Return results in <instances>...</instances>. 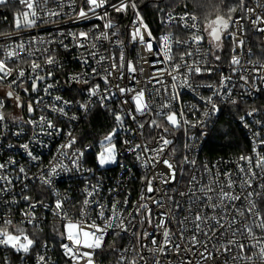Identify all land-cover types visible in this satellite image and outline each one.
<instances>
[{
  "label": "built area",
  "instance_id": "1",
  "mask_svg": "<svg viewBox=\"0 0 264 264\" xmlns=\"http://www.w3.org/2000/svg\"><path fill=\"white\" fill-rule=\"evenodd\" d=\"M111 3H116L117 0H110ZM60 3H63V8L59 7ZM258 5H264V0H246V8H253V13L241 12L240 15L234 19H239L241 16L244 19L241 21L242 27L232 24L229 29L222 34V48L217 51L214 48H210L207 40L202 43L199 48L200 52H195V47L192 46V57H185L189 63L193 60H200L202 67L212 69L211 75L205 73L203 75H195L190 78L194 87L197 85L211 84L215 88L220 87L221 74L224 76L231 75L232 79L228 82L227 88L221 89L222 95L227 92L228 88L232 90V98L236 99L237 104L233 105L227 102H221L219 98L216 102L219 107V111L211 113L208 117L203 115L205 110L203 103L199 100V96L188 88H179L177 91L180 93L179 101H172L173 108L177 111L184 109L187 119L196 123L197 120L203 123L197 127L189 128L187 125L180 129H171L170 133L166 134L168 139L172 140V144L161 153V156L168 159L173 163L176 170L175 179L170 182H165L167 173L170 171L163 164H156L155 167L143 168L135 158V155L127 151V147L122 143L124 140H130L131 145L135 144H147L150 147L157 146L158 129L149 128L145 125V128L137 131V124L130 118L125 117V125L131 131L120 130L115 137L117 145V164H112L106 167H99L96 163V156L101 151L99 139L97 141L80 144L77 137V131L82 126L88 117L95 109H98L109 116L110 113L96 104L91 109L87 116L79 109V102H85L88 99L87 92L82 91L90 87V84L73 83L69 80L70 76L80 74L91 81V83H99L101 89H103V81L99 77H93L91 69L97 68L100 75H104V69L108 68L112 63L111 60L106 59L99 66L89 57V52L92 49H81L73 46L74 42L72 37L67 35L68 33H79L80 31L88 32L94 29V26L99 25V28L95 29V33L101 31H108L110 35L109 41H98L97 46L99 49V55L119 57L121 48H123L125 60H131L136 64L137 72L135 74L136 80L139 83L133 81L131 74L124 71V80L120 81L123 85L135 87L137 90L144 89L146 99L153 105V107L159 106L166 102L170 95V82L171 78L165 73L162 78L165 80V84L169 86V92H164L163 89L159 94L155 92L156 88L161 86L155 84V82L149 84L147 81L153 75V68L150 67L148 61L154 59H163V56L154 57L151 53L147 52L142 45L138 42L133 43L130 39V32L132 31L133 20L135 19L131 9L125 13H116L111 7H107L109 18L117 26L116 29H104V20L97 19L95 16L89 14V18L82 19L77 18L81 8L85 11L88 9L86 0H75L74 4L69 6V0H49L47 8L55 9L60 12L59 16L47 17L49 21L44 23L38 21L37 27L24 29L17 33L15 28L13 17L17 12L23 11V6L19 5L16 0H10L8 6H0V29L2 33H10L7 38L0 36V44L5 46L20 42L25 43L26 48L34 53L32 58L26 57L25 51L21 50L17 52L19 60L36 59V62L41 63L47 71H52L53 75L46 78L44 81L39 82L38 91L33 92L31 90V81L23 85L22 88H15V92L20 96L23 107H16V101L9 99L5 101V108L2 110L5 113L7 119L4 122L5 126H0V163H6L9 160L16 161L15 165H9L6 173L12 179L13 183L11 191L0 197V224L3 219H11L15 226L23 227L30 238H33L35 243L29 254L24 255L22 253H16L10 248L0 246V264H36V257L38 255H45L49 264H72L68 257L63 253L60 247L61 243H69L67 240H62L57 233L63 231V224L59 217L53 215L50 208L54 207V203L57 199L56 193L60 194L61 198H66L64 203V209L68 212V215L74 220L79 219V212L82 206V201L86 196L84 189L87 187L91 190L90 186H96L98 193L94 199L104 203L107 207L117 201L121 202V207H125L124 216L127 217L128 213L134 214L132 224L126 233L122 232L119 236L112 234L111 232L105 238V247L103 250H98L97 255L94 257L96 264H118L121 256L126 257L127 261H135L136 264H264V256L259 255V248L252 247L248 241L246 234L242 235L237 232L234 237L238 242L246 245L244 252L240 253L239 249L235 246H231V252H224L221 245L227 244L229 239H232L231 231H227L228 223L236 215L233 209V202L225 201L224 207L216 208L213 210L207 206L206 198L200 191L201 188H207L210 186L209 182L214 181L211 185L215 189L214 192L209 193L214 198V202H217L216 192L219 191L217 187L218 183H226V173L232 174V179L236 182L233 189H227L226 191H233L235 194L240 195L241 199L234 202V204L244 209L247 207V201L244 199L248 192H253L252 200L256 201L258 209L264 210V189L260 187L264 184V174H261L259 168L253 167V171L257 174L256 178L252 180V185L249 188L247 185L241 188L242 181L244 180V174L239 172L238 164L247 167L245 161H241V156H253V165L255 164V157L252 151L254 147L253 133L259 132L261 138H264V83L259 80L255 81V84L260 91H255L251 87L253 70L259 68L264 64V34L256 32L251 24V20L255 19L256 15L264 16V7ZM103 9H98L97 12H103ZM173 15H187L195 16L189 12L175 11ZM41 15H43L41 13ZM144 19V18H143ZM165 14L160 19V29L157 32L152 31V36L156 38L153 43L155 50H159L161 44L159 37L171 33L172 54L179 58V54L188 50L185 46L175 44V40H187L191 34L190 29H182L179 23L168 24L166 22ZM191 23V21H189ZM196 23L203 30L200 20L197 18ZM238 37L245 41L243 48H237L235 53L232 49L235 47L232 38L228 36V32L237 31ZM118 29L117 36H111L112 31ZM63 34V35H62ZM206 35V33H205ZM119 39L122 41V45H118L115 41ZM145 39L148 37L145 35ZM54 40L55 43L49 44L47 41ZM63 40L64 44L68 45L66 51L60 46L59 41ZM41 41H44L43 43ZM229 43L227 48L226 43ZM44 49H48V53H44ZM39 50V51H38ZM58 61L57 65H44V56L47 54H53ZM220 56V60L216 61L214 56ZM207 54V55H206ZM238 55L241 61L239 66L231 65V56ZM83 58H88L89 63L87 65L82 63ZM15 66V65H12ZM24 68H28V64L21 65ZM158 67H168L167 65H158ZM233 67L237 68L236 72H232ZM143 72H140V69ZM245 72L249 73V84L244 85V82L240 79V76ZM115 76V74H114ZM15 77V73L12 79ZM53 84V88L49 91L51 96L45 95L43 89L45 85ZM240 85H244L240 87ZM24 88L28 91L25 92ZM115 91V89H113ZM8 91L5 84L4 87H0V97H3ZM213 89L208 87H198L197 92L200 96H208L212 94ZM251 92V95H249ZM61 96L64 100L71 101V105L66 107L68 116L73 114L80 117L79 120H69L67 117H62L58 113H53L47 107L53 103L55 96ZM42 98V102L37 105V101ZM96 98H93L95 101ZM122 99H130V96L113 98L110 103L112 109L119 112L121 107L127 111L132 107L131 103L121 105ZM31 103L34 108V112L29 114L27 112V105ZM59 104V102H57ZM195 105L199 111L195 114L192 113V106ZM256 111L253 115H247L248 112ZM41 115L47 116L48 119L53 120L57 124V127L64 129L67 132L69 129L73 130L76 135L78 143L75 148H84L88 145L91 147L85 152L84 158L81 161L82 169H91V171L76 172L75 170L70 173H61L60 175L53 177V183L51 186L43 185L37 179L41 172V169H47L49 162L53 156L57 155L56 149L59 144L64 143L67 139L66 136H47L37 135L36 139L41 140V144H37L33 140V127L28 124L14 122L12 117H23L26 121L28 119L38 120ZM243 117V121L241 120ZM112 118V128L115 127L114 118ZM156 118L155 113L151 116H137L139 122L148 121ZM222 121H230L234 128L244 137V142L239 144L236 149L235 155H217L211 156L208 153V142L212 137V134L217 130V125ZM260 121V123H256ZM245 124L248 127H245ZM20 132L19 136L14 135L16 132ZM39 132V128L36 129ZM143 132V135L140 133ZM29 144L30 149L34 155L41 158L40 166L37 167L27 156L24 149L20 147L21 144ZM47 144L48 147L43 145ZM190 147H185V145ZM261 154L264 155V147L259 149ZM71 153V150H69ZM185 157L189 161L194 160L195 164H191L185 161ZM65 164L70 165V161L65 159ZM23 166L27 173L28 179L16 180L15 177L20 175L18 168ZM153 179L152 187L153 192L148 193L146 191V183L148 179ZM195 177V180L192 178ZM218 177V180H217ZM27 185V188L24 187ZM256 193H260L259 196ZM22 195H28L31 197L30 201L22 199ZM141 196H144V200H141ZM15 199L17 203H11ZM127 199V206L123 205V202ZM156 201L160 203L157 204ZM29 203H35L36 208L33 211V215L36 220L29 224L24 216V213L28 211ZM139 203H147L151 209L153 216L151 223L146 221L141 224L143 219V210L139 213L135 211V207ZM43 205H48L49 208H45ZM99 209L95 204L89 209V215L92 219L96 218ZM202 212L206 216L216 215L224 228H220L215 221H209L207 226H202L203 231H197L194 223V217L197 212ZM165 216V223L171 233L170 243L163 252L156 251L155 249L162 245L163 229H156L155 225L157 220L160 219L162 214ZM107 215V213H106ZM188 218L187 220L185 218ZM252 217L247 213L245 217L239 218L238 223L242 226L245 222H251ZM97 223L101 221L97 220ZM127 223V220L125 221ZM38 225V227H37ZM236 226H233L235 230ZM119 231V230H117ZM254 231L257 235L260 234V229L255 228ZM149 235L145 236L144 233ZM207 232L209 236L214 232L215 237L211 240L208 236L204 235ZM37 233L45 234V239L37 237ZM135 233V236L133 235ZM196 235L201 244H192L190 237ZM47 238V239H46ZM152 239H156L157 244L151 243ZM178 244L180 250H174V245ZM203 244H206L209 251L212 252V258L205 260L200 253L204 252ZM47 245V247H44ZM127 249L128 251H125ZM220 249V251H217ZM240 255L243 259H233L234 256ZM251 257V260L247 259ZM83 264V262H81Z\"/></svg>",
  "mask_w": 264,
  "mask_h": 264
},
{
  "label": "snow or ice",
  "instance_id": "2",
  "mask_svg": "<svg viewBox=\"0 0 264 264\" xmlns=\"http://www.w3.org/2000/svg\"><path fill=\"white\" fill-rule=\"evenodd\" d=\"M19 5L23 6V11L17 12V14L13 17V22L17 33L23 31L24 29L37 27L38 21H43L44 23L49 22L47 17L59 16L60 12L55 9L47 8L49 0H16ZM10 0H0V6H8ZM75 0H69V6L74 4ZM86 4L88 5L87 11L84 8H81L77 18L87 19L89 18V14L95 16L97 19L104 20L103 24L104 29H116L117 26L113 23V21L109 18V13L107 12V7H111L112 10L116 13H127L129 9L132 10L135 19L133 20L132 31L130 32V39L133 43H139L144 47V49L151 53L154 57L163 56V59H154L152 61H148L150 67L153 68V75L148 79V83L151 84L155 82V84L160 85V88H156L155 92L159 94L163 89L164 92H169V86L165 84V80L162 76L166 73L167 76L171 78L170 82V95L166 102L162 103L159 106L153 107V105L146 99L145 90L140 89L137 90L135 87H130L123 85L120 81L124 80V71L131 74L133 81L139 83L136 80V72L137 67L136 64L131 60H125L123 48H121L120 55L118 58L115 56L105 57L99 55V49L97 46L98 41H109L110 35L108 31H101L99 33H95V29L99 28V25L94 26V29L85 32L80 31L79 33H68L67 35L72 37L75 47L81 49H92L89 52V57L95 62L96 65L102 64L106 59L112 61L108 68L104 69V75H100V72L97 68H92V76L99 77L100 80L103 81V89H101V85L99 83H91V81L84 76L77 74L69 77V80L73 83H83L90 84V87L87 89H83L82 91L87 92L88 99L85 102L77 101L79 105V109L83 112L85 116L91 111L96 104H99L101 108L106 109L110 115L114 118L115 127L104 136V138L99 141L101 151L97 153L96 163L99 167H105L110 164H117V145L115 142V137L117 136L120 130L131 131L125 125V117L130 118L134 123L137 124V131L145 128L147 124L149 128L158 129L159 133L156 137L157 146L150 147L147 144H135L131 145L130 140H124L122 143L127 147V151L132 152L135 155V158L138 162H140L141 167L149 168L155 167L156 164H163L170 171L167 173V178L165 182H170L175 179L176 170L173 166V163L168 159H165L161 156L169 145L172 144V140L167 138L166 134L170 133V128L180 129L187 125L189 128L197 127L202 124V121L197 120L196 123L191 122L187 119L185 115L184 109H179V111L175 110L172 105V101H179L180 93L177 91L179 88H188L199 96V100L203 103L205 110L203 111V115L208 117L211 113L218 112L220 109L216 102V99L219 98L221 102L231 103L233 105L237 104V100L232 98V90L228 88L227 92L222 95L221 89L227 88L228 82L231 81L232 76H224L221 74L220 79V87L215 88L211 84L206 85H197L196 87L190 81V78L195 75H203L205 73L211 75L212 69L201 66L200 60H193L191 63L185 59V57H192L193 51L191 50L192 46L195 47V52L199 53V46L207 40V43L210 48H214L217 51L222 48V34L227 31L232 24H236L242 27L241 21L244 19L241 16L239 19H233V13L237 12L239 9L241 12L253 13L255 10L253 8L245 7V0H237V3L233 6L228 7L227 16L224 19H216L212 22L208 23L206 27L201 30L200 26L196 23V16H187V15H173L172 12H166V22L168 24H176L179 23V26L182 29H190L191 34L187 40H179L176 39L174 42L177 45L185 46L188 50L183 51L179 54V58L177 61V57L172 54V35L171 33L163 35L159 37V42L161 44L160 49L157 51L153 47V43L156 40L155 37L152 36L151 30L144 23L143 16L141 15V8L139 6L138 0H117L116 3H111L110 0H86ZM63 3H60L59 7L63 8ZM157 7V11H160L157 5H153ZM260 7H264V5H258ZM98 9H103L104 11L97 12ZM41 13L43 15H41ZM191 21V23H189ZM251 24L256 32L264 34V16L256 15L255 19L251 20ZM240 27L237 28V31L228 32V36L232 38L233 44L235 47L232 49L233 53H235L237 48H243L245 41L238 37V32L240 31ZM206 33V35H205ZM10 33H0V36H4L7 38ZM63 35V34H62ZM118 29L112 31L111 36H117ZM145 35H147L148 39H145ZM42 43L44 41H41ZM54 40H49L47 43L52 44L55 43ZM116 44L122 45V41L117 39L115 41ZM61 47H63L66 51L68 50V45L64 44L63 40L59 41ZM25 51L26 57L32 58L34 53L29 51L26 48L25 43L21 40L20 42L9 44L5 46L4 44H0V87H4L5 84L8 88V91L5 93L3 97H0V126H5L4 122L7 119L4 111L5 101L9 99H14L16 101V107H23L24 105L21 103L20 96L15 92V88H22L25 83L29 80L31 81V90L33 92L38 91L39 82L44 81L46 78L51 77L53 75L52 71H47L46 74L42 75L41 73L45 72V68L41 65V63L36 62V59H31V62L26 60H19L17 57L18 51ZM39 51V50H38ZM44 53H48V49L43 50ZM214 56L216 61L220 60L219 55H215V53H211ZM207 55V54H206ZM44 65H57L58 61L53 54H47L44 56ZM82 63L87 65L89 63L88 58H83ZM231 65L239 66L241 64L240 58L238 55L231 56ZM28 64V68H24L21 65ZM15 65V66H12ZM158 65H167L168 67H158ZM238 69L233 67L232 72H236ZM144 70L141 68L140 72ZM15 73V77L13 74ZM115 74V76H114ZM249 73L245 72L240 76V79L244 82V85L249 84ZM252 75V83L251 87L255 91H260L261 89L257 87L255 84L256 80H259L261 83H264V64L260 65L259 68L253 70ZM244 85H240L243 87ZM53 84L45 85L43 91L45 95L51 96L50 89L53 88ZM208 87L213 89L212 94L208 96H200L197 92L198 87ZM115 89V91L113 90ZM24 91L27 92L28 89L24 88ZM251 95V92H249ZM130 96V99H122L121 105L131 103L132 107L128 108L127 111L121 107L120 111L117 112L112 109L110 102L113 98L117 97H126ZM93 98H96L93 101ZM42 102V98L38 100L36 103L39 105ZM59 102V104L57 103ZM71 101L64 100L61 96L57 95L53 98V103L48 105L47 107L53 113H58L62 117H67L69 120H79L80 117L73 114L68 116V112L65 110L66 107L71 105ZM192 113L195 114L199 109L193 105L191 109ZM256 110L248 112L247 115L251 116ZM27 112L29 114L34 112L33 105L29 103L27 105ZM155 113L156 118L150 119L148 121L139 122L137 120V116H151ZM243 117L241 120L243 121ZM14 122H20L24 124L31 125L33 127V140L37 144H41L42 141L36 139L37 135H47L51 136H61L64 135L67 137L64 143L58 145L56 152L57 155L53 156L52 160L49 162V167L45 169H41L40 174L37 179H39L40 183L43 185L51 186L53 183V177L60 175L61 173H70L74 170L76 172L81 171H91V169H82L81 161L84 158L85 152L91 147L88 145L84 148H75L74 146L78 143L76 135H74L73 130L69 129L67 132L64 129L57 127V124L53 122V120L48 119L47 116L41 115L38 120L28 119L24 120L23 117H12ZM256 123H260V121H256ZM170 126V128L168 126ZM245 127H248L245 124ZM39 128V132H36V129ZM21 133L18 131L14 133V135L19 136ZM143 135V132L140 133ZM253 143L254 147L252 149L255 157V164L253 165V156H241L240 160L245 161L247 167L241 166L238 164L239 172L244 174L245 178L242 181L241 188L243 190V186L247 185L249 188L252 185V180L256 178V173L253 171V167L259 168L261 174H264V155L261 154L260 148L264 147V138H261V134L259 132L253 133ZM44 147H48L47 144L43 145ZM20 147L24 149L27 156L34 163L35 166H40L41 158L37 155L33 154V151L30 149L29 144H21ZM185 147H190V145H185ZM71 150V153L69 152ZM67 159L70 161V165L65 164L63 161ZM185 161L191 164H195L194 160L189 161L187 157H185ZM16 161L9 160L6 163H0V197H3L5 194L11 191L12 179H10L9 175L5 174L9 165H15ZM18 172L20 175L16 176V180L28 179V173L23 166L18 168ZM226 183H218L217 187L219 191L216 192L217 202H214V198L209 193L214 192L215 189L211 187L214 181H210L207 188H201L200 191L204 194V197L207 201V206L211 207L213 210L216 208L224 207L225 201L233 202V209L236 215L232 218V220L228 223L227 231H231L232 239L227 241V244L221 245V248L224 252H231V246H235L239 249L240 253L244 252L246 245L244 243L238 242L234 237L237 235V232H240L242 235L246 234L248 241L251 243L252 247L259 248V255L264 256V210L258 209L256 201L252 200L253 192H248L247 196L244 199L247 201V207L241 209L237 207L234 202L241 199L240 195L235 194L233 191H226L227 189H233L234 184L236 183L231 177V173H226ZM148 179L146 183V191L151 193L154 191L152 184L153 179ZM195 180V177L192 178ZM218 180V177H217ZM27 188V185H24ZM89 188H85L84 192L86 193L85 198L82 201V206L79 212V219H73L68 215V212L64 209V203L66 198H61L59 193H56L57 199L54 203V207L50 208L53 215L59 217L63 224V231H59L57 229L58 235L62 240H67L69 243H61L60 247L63 250V253L72 264H96L94 257L97 255L98 250H103L105 247V238L111 232L112 234L119 236L122 232L126 233L129 229V226L132 224V220L135 218L133 213H128V216H124L125 207H121V202L117 201L111 205V207H107L104 203L97 201L94 199L95 195L98 193V189L96 186H90ZM260 187L264 189V184H261ZM257 196L260 193H256ZM22 199L25 201H30L31 197L28 195H22ZM145 198L141 196V200L143 201ZM11 203H17L15 199L11 201ZM159 204V201H156ZM95 204L99 209L97 212L96 218L92 219L88 214L91 206ZM128 201L125 199L123 202L124 206H127ZM45 208H49L48 205H43ZM36 208L35 203H29L28 211L24 213L25 218L29 224H32L36 217L33 215V211ZM143 210V219L141 220V224L145 221L147 223H151L153 213L149 208L147 203H139L135 207V211L137 213ZM107 213V215H106ZM248 214L252 217L251 222H245L242 226L238 223V217L243 218L245 214ZM167 214H162L160 219L157 220L155 225L156 229H163L162 236L163 242L162 245L156 248V251L163 252L164 249L172 243L170 236L171 233L165 223V216ZM188 219L187 217L185 218ZM97 220L101 221V223H97ZM127 220V223L125 221ZM209 221H215L216 224L220 228H224V224L220 222L216 215L206 216L202 212H197L194 217V223L197 231H203L202 226H207ZM233 226H236L235 230H233ZM38 227V225H37ZM255 228L260 229V234L257 235L254 231ZM119 230V231H117ZM135 236V233H133ZM145 236L149 235L148 233H144ZM205 236H208V239L211 240L215 237V233L213 232L210 236L207 232H204ZM190 241L192 244H201V241L198 240L196 235L190 237ZM34 239L30 238L27 234L26 230L23 227L15 226L11 219H3L2 224H0V246L5 248H10L14 250L16 253H22L24 255L29 254L34 246ZM151 243L153 245L157 244L156 239H152ZM204 247V252L200 253V255L205 259L212 258V252L209 251L206 244L202 245ZM47 247V245H44ZM174 250L179 251L180 246L178 244L174 245ZM125 251H128L125 249ZM220 251V249H217ZM244 257L234 256L233 259H243ZM247 259L251 260V257ZM126 257L121 256L118 264H125ZM36 264H49V261L46 259L45 255H38L36 257ZM127 264H136L133 261H127Z\"/></svg>",
  "mask_w": 264,
  "mask_h": 264
},
{
  "label": "trees",
  "instance_id": "3",
  "mask_svg": "<svg viewBox=\"0 0 264 264\" xmlns=\"http://www.w3.org/2000/svg\"><path fill=\"white\" fill-rule=\"evenodd\" d=\"M141 15L152 31L160 29V19L166 12L184 11L195 15L206 25L216 19H224L227 9L237 3V0H138ZM157 5L160 11H157ZM246 5V0H245ZM241 14L238 9L233 13V19ZM3 29H0L2 33ZM227 48L229 43H226ZM208 142V153L211 156L235 155L237 146L244 142V137L234 128L230 121H222ZM112 130V118L108 114L95 109L77 131L79 143L84 145L104 138ZM236 131V133H235ZM37 237L45 239V234L37 233ZM47 239V238H46Z\"/></svg>",
  "mask_w": 264,
  "mask_h": 264
},
{
  "label": "rangeland",
  "instance_id": "4",
  "mask_svg": "<svg viewBox=\"0 0 264 264\" xmlns=\"http://www.w3.org/2000/svg\"><path fill=\"white\" fill-rule=\"evenodd\" d=\"M206 25H207V24H206ZM206 25H203V28H205V27H206ZM235 133H236V131H235ZM110 165H112V164H110ZM110 165H106V166H110ZM106 166H105V167H106Z\"/></svg>",
  "mask_w": 264,
  "mask_h": 264
}]
</instances>
